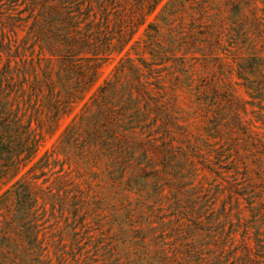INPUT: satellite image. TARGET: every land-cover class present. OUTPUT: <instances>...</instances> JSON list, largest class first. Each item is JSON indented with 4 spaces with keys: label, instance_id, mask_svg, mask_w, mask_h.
Segmentation results:
<instances>
[{
    "label": "trees",
    "instance_id": "obj_1",
    "mask_svg": "<svg viewBox=\"0 0 264 264\" xmlns=\"http://www.w3.org/2000/svg\"><path fill=\"white\" fill-rule=\"evenodd\" d=\"M1 189L0 264H264V0H0Z\"/></svg>",
    "mask_w": 264,
    "mask_h": 264
},
{
    "label": "rangeland",
    "instance_id": "obj_2",
    "mask_svg": "<svg viewBox=\"0 0 264 264\" xmlns=\"http://www.w3.org/2000/svg\"><path fill=\"white\" fill-rule=\"evenodd\" d=\"M153 19H154V14L148 17V20H153ZM141 32H142V29H141L140 33ZM117 61H118V57H115L112 61H110L109 63H107L104 66L103 71H102V74H101L100 78L98 79V82L94 86L93 90H95L98 85H100L106 78H108L110 76L113 68L117 64ZM239 93L242 96H244L245 98H248L242 88H239ZM71 118H72V115H70V116L65 117V118L62 119V121L60 123L59 130L53 136L47 137L45 139V141L43 142L42 146L40 147V150L38 152V155H41L46 150H52V148H53V146H54V144H55V142H56V140L58 138V135L60 134V132L62 131V129L70 122ZM1 191H2V189L0 190V193H1Z\"/></svg>",
    "mask_w": 264,
    "mask_h": 264
}]
</instances>
